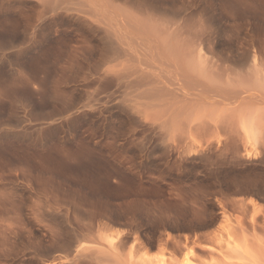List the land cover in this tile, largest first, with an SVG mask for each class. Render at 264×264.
<instances>
[{"label":"rangeland","instance_id":"1","mask_svg":"<svg viewBox=\"0 0 264 264\" xmlns=\"http://www.w3.org/2000/svg\"><path fill=\"white\" fill-rule=\"evenodd\" d=\"M130 31L239 97L164 91L176 62L153 47L166 80L146 75ZM0 158L16 194L0 264H264V0H0Z\"/></svg>","mask_w":264,"mask_h":264},{"label":"bare ground","instance_id":"2","mask_svg":"<svg viewBox=\"0 0 264 264\" xmlns=\"http://www.w3.org/2000/svg\"><path fill=\"white\" fill-rule=\"evenodd\" d=\"M92 4H93V2H92ZM96 4H97V3H96ZM98 4H99V3H98ZM98 6H99V5H98ZM101 6H102V5H101ZM91 7H93V5H92ZM88 8H89V7H88ZM88 8H87V9H88ZM96 8H97V7H96ZM101 9H102V8L100 7V9H99L100 12H101ZM88 10H89V9H88ZM92 10H93V9H92ZM96 10H97V9H96ZM102 10H103V9H102ZM85 11H86V10H85ZM89 11H90V10H89ZM89 11H88V12H89ZM100 12H99L98 15H96L97 17L94 16V18L91 17V16H90V17L88 16L90 13L87 15L88 18H89V20L91 19L90 21H92L93 19H95L96 21L98 20V21H97L98 24H95V23H97L96 21H95V23H94V22H91V23H93V27L96 26V25H98V27H96V28H98V29H99L101 26H103V27L105 26V25H102V24H104V23H102V22H105V21H103L104 19L102 20V17L107 19L108 14H109V11H107V12L105 11L106 14H107V13H108V14H107V15L105 14V17H104V15H103V16L101 15L102 17L100 18V17H99V15L101 14ZM83 13H84V12H83ZM94 13H95V12H94ZM112 13H113V12H112ZM114 13H115V12H114ZM86 14H87V13H86ZM86 14H85V15H86ZM91 14H92V13H91ZM102 14H104V12H102ZM93 15H94V14H93ZM83 16H84V15H83ZM87 16H86V17H87ZM115 16H116V15H115ZM95 17H96L97 19H96ZM98 17H99V18H98ZM109 17H111V15H110ZM113 17H114V16H113ZM113 17H111V18H113ZM116 17H117V16H116ZM116 17H115L114 19H112V22L109 21L111 18H108V19H107L108 21L106 20V22H108V24H107V25H108V26H107V27H108V30L106 31L107 33L110 32L109 27L111 26V24H113V21L115 22V24H117L118 21H119V23H118L117 26H115V27H113V28H112V26H111L110 29H111V28L114 29V30H113V32L115 31L114 33H116V32L123 33V32H121L118 28L121 27L122 24H123V26H124L125 20H124V19L121 20L122 18L119 20L118 17H117V20H118V21L116 22V20H115ZM120 17H121V16H120ZM84 19H85V18H84ZM86 21H87V20H86ZM93 21H94V20H93ZM100 21H102V22H100ZM121 21H123V23H122ZM99 22H100V24H101L100 27H99ZM106 22H105V23H106ZM110 22H111V24H109ZM120 23H121V25L119 26ZM94 24H95V25H94ZM113 25H114V24H113ZM118 26H119V27H118ZM107 27H105V28H107ZM101 28H102V27H101ZM101 28H100V29H101ZM105 28H104V29L102 28L101 30H103V31L105 32ZM116 28H117V30H115ZM124 29H125V28H124ZM132 29H133V28H132ZM118 30H119V31H118ZM103 31H102V32H103ZM111 31H112V30H111ZM125 31H126V30H125ZM106 32H105V33H106ZM130 32H131V31H130ZM138 32H139V30H138ZM140 32H141V31H140ZM140 32H139V33H140ZM114 33H113V34H114ZM128 33H129V30H128ZM113 34H112V35H113ZM124 34H125V33H124ZM141 34H142V33H141ZM115 35H116V34H115ZM121 35H122V34H121ZM132 35L135 36V37H133L132 40L136 41V43H137V39H139L140 41H141V40H144V42L142 41L141 43H140V41H139L138 45H139V44H142V46H143V45L145 44L144 47L141 46V47H142L141 50H142V52H143V53H142L140 49L138 50V47H139V46H138L134 41H132V40H131L132 37H130V41H131V42H130V41H129V42L132 43L131 45H137V46H136V47H137L136 49H135L134 46H133V49L135 50V52H133L132 50L130 51V49H132V47L130 48V46H129V47L127 48V47H126L127 45L125 46V47L128 49L127 51H128L129 53H130V52H133V53H134V54L131 53V54H132V57L134 56V57H136V59L138 58V60H139V59L141 60L142 58L145 59V57L147 56L146 54L149 53V54H148L149 58H147L148 56L146 57V58L148 59V61H147V59H146V61L144 60V61H145L144 63L149 62L148 66H150V63H152V64H151L152 67L150 66V70L153 69V65H154L153 62H154L155 60H159V63H161V64H160L161 66L157 63V66H158V65L160 66V67H159V66L157 67V66H156V61H155V66H154V67H155V70L158 69V68H159V69H160V68L163 69V67H165V65H167V68H168V67H171V69H172V68H175V66L172 67V63H174V62H176V61L173 62L172 59H171V58H168V57H167V58H164V57H166V55H167V53H166L167 50H166L165 48H163L162 46L159 47L160 45H158L159 48H163V49H164V52L166 53V55L164 56L165 53L162 54V53H161V50H160V49H157V48H158V47H157V42H158V41H156V44H155V45H156L157 48H155V45H154V44H150L153 38L150 37V38H151V39H150V38L148 37V35H147V36H145V35L142 36V35H141L142 37L140 36V37H141V38H140V37H137V36H138L137 33H136V35H137V36H136L135 33H132V32H131V36H132ZM117 36H118V38H117ZM117 36H116V38H117V39H116V40H117L116 42H117V43L114 42L115 45H116V44L118 45V43L121 44L123 41H125V40H124V38H126L125 36H124V38H122L123 40L121 39V37H123V36H120L118 33H117ZM119 37H120V40H122L121 42H119V41H120V40H119ZM144 37H145V38H144ZM146 37L149 38V40L146 39ZM135 39H136V40H135ZM147 40L150 41V42L148 43V44L150 45V46L148 45L149 49H148V47H147L148 51H149L150 49L153 50V47H154L157 51H158V50L160 51V53L163 55L162 57L160 56L161 54L155 52V49H154V52H152V51L150 50L149 52L145 53V55H144L145 57L143 56L144 52L147 51V50H146V51H143V48L146 49L147 43H145V41L147 42ZM153 42H155V41H153ZM111 43H113V42H111ZM123 43H124V42H123ZM123 43H122V44H123ZM127 43H128V42H127ZM133 43H135V44H133ZM143 43H144V44H143ZM158 44H159V43H158ZM200 44H201V43H200ZM128 45H129V44H128ZM123 46H124V45H123ZM151 47H152V48H151ZM117 48H118V47H117ZM129 48H130V49H129ZM113 49H114V48H113ZM136 50H138V51H137V52H138L137 55H135V53H137ZM165 50H166V51H165ZM139 51L142 53V56H141V53H140ZM159 51H158V52H159ZM198 51H200V53H201V49H200V50L198 49ZM162 52H163V50H162ZM139 53H140V54H139ZM151 53H153V54L155 55V57H154ZM198 53H199V52H198ZM200 53H199V54H200ZM156 54H157V55H156ZM199 54H198V55H199ZM138 55H140V57H139ZM150 55L153 56L154 58H156V56L159 55V58L157 57V59H154L153 57H150ZM129 56H130V55H129ZM137 56H138V57H137ZM199 56H200V55H199ZM130 57H131V56H130ZM134 57H133V58H134ZM141 57H142V58H141ZM160 57H161V58H164L165 60H166V59H169V62H168L167 64L164 63V64H165V65H164L163 62H166V61H168V60H166V61H162V60H164V59L161 60ZM169 57H170V56H169ZM136 59H135V60H136ZM149 59H153V61L151 62V60H149ZM140 60H139V61H140ZM142 61H143V60H142ZM160 61H161V62H160ZM171 61H172V62H171ZM107 62H108V61H107ZM122 62H123V60H122ZM127 62H128V61H127ZM170 62H171V64H170ZM180 62H181V61L179 60V63L176 62V64H175V63H174V64L176 65V69H177V63L179 64L178 66L183 67V68H180L181 71H178V70H180V69H178L177 72H176V69H175V73H174V71H173V72H169V71H166L167 68H166V69L164 68L163 71L168 72V73H167L168 75L166 74L168 77L166 76L167 82H166V81H164V82L162 81V83H164V84L167 83V86L165 87L164 84H162V83L160 82L159 86H160L161 84H162L163 86H162V88H161V86L158 87L159 90H160V89H163V87H165V90H164V89H163V90L166 91V90L168 89V87H169V88L171 87V88H170L171 90L168 89V90L171 91V94H172V91H173V92H176V94L174 93L175 95H174V94H172V95H174V96H178L177 94H179V95H180L179 97L181 98V96H182V99H183V98H184V99H185V98H186V99H188V98L190 99V98L195 97V98H198L199 100L201 99L200 101H206V102H207V101H208V102L210 101V102H212V103H217V104L220 103V102H227V103L229 104V103H231L233 100H235V98H237V96L235 97V96H229V95H228L229 93H232V92H233L232 90H231V92H229L228 94H227L226 92H223L224 94H222V95H223V96H222V95H221L222 92H221L220 94L217 93V92H218V91H216V90L218 89L217 87H215V88H217L216 90H215L214 88L211 89L212 87H208V89H211L212 91H216V92H212V91H211L212 93H207L204 89H202L203 87H201V86H199V88H198V87L196 88V86H198V83H199V82L195 83V82H196V81H195V82L193 83V82H192L193 77L190 76V74L193 75V74L196 72L195 74L198 73V74H197L198 77L201 76L200 74H201L202 72L199 74V70H198L199 65H200L201 63L198 65V68H197V67H195L194 65H191V64H190V66H192V67H189V66H188L189 63H188V64L186 63V64H185L186 66H185V65H184V62H183V63H180ZM139 63H140L141 65L143 64V62H139ZM140 64H139V66H140ZM162 64L164 65L163 67H162ZM168 64H170V65L168 66ZM174 64H173V65H174ZM180 64H182L183 66H181ZM100 65H101V64H100ZM105 65H106V64H105ZM119 65H120V64H119ZM143 65H144V64H143ZM145 65L147 66V64H145ZM109 66H110V65H109ZM123 66H124V65H123ZM125 66H126V65H125ZM148 66H147V67H148ZM184 66H185V67H189L188 70H189L190 68H191V70H192V69L195 70L194 73L192 72L193 70H192V71H191V70L188 71L187 68H185ZM111 67H112V65H111ZM147 67H145V68H147ZM193 67H195V68H193ZM94 68H95V67H94ZM105 68H106V67H105ZM138 68H139V67H138ZM142 68H143V66H142ZM145 68H144V70H146L147 72H149V73H146V75H147V74H148V76L153 75L152 78L154 77V79L157 80V81H158V80L161 81L160 78L163 77L162 75L165 74L164 72H162V71H160V70H159V73H155L154 69H153V71H150V70H149V67H148L147 69H145ZM108 69H109V68H108ZM171 69L168 68L167 70H171ZM196 69L198 70V72L196 71ZM97 70H98V69H97ZM106 70H107V69H106ZM110 70H111V69H110ZM142 70H143V69H142ZM171 71H172V70H171ZM107 72H108V71H107ZM107 72H106V73H107ZM129 72H130V71H129ZM153 72H154L156 75H158V74L160 75V73H161V75H160L161 77L159 78V77L156 76V78H155V76H154L155 74H152ZM156 72H157V71H156ZM188 72H189V73H188ZM106 73H105V71H104V74H106ZM136 73H137V72H136ZM140 73H141V72H140ZM150 73H151V74H150ZM163 73H164V74H163ZM115 74H116V73H115ZM146 75H145V76H146ZM159 75H158V76H159ZM107 76H108V75H107ZM142 76H143V75H142ZM148 76H146V77H148ZM189 76H190L192 79H190ZM164 77H165V75H164ZM164 77H163V80H166ZM195 77H196V75H194V78H195ZM157 78H158V79H157ZM202 78H203V77H202ZM131 79H132V78H131ZM144 79L149 80L148 78H144ZM196 79H197V77H196ZM194 80H195V79H193V81H194ZM205 80H206V79H205ZM207 80H208V79H207ZM214 80H215V79H214ZM157 81H154V80H153V82H156V83H155L156 86H158V83H159V82H157ZM200 81H201V80H200ZM151 82H152V80H151ZM153 82H152V83H153ZM207 82H208V81H207ZM147 83H148V82H147ZM189 83H193V84H192L193 86H192V85L189 86V85H188ZM203 83H204V81L202 82V84H203ZM208 83H209V82H208ZM211 83H212V82H210V84H208V85H211ZM217 83H218V82H217ZM153 84H154V83H153ZM155 84H154V85H155ZM196 84H197V85H196ZM202 84H201V85H202ZM205 84H206V83H204L203 85H205ZM154 85H153V87H155ZM199 85H200V83H199ZM203 85H202V86H203ZM200 87H201V91H200ZM204 87H205V86H204ZM232 87H233V86H232ZM166 88H167V89H166ZM233 88H234V87H233ZM149 89H150V88H149ZM158 89H157V87H156L155 91H157ZM208 89H207V90H208ZM234 89H235V88H234ZM159 90H158V91H159ZM168 90H167V92H170V91H168ZM241 90H242V89H241ZM160 91H161V90H160ZM203 91H204V92H203ZM221 91H222V90H221ZM228 91H230V89H229ZM228 91H227V92H228ZM239 91H240V90H239ZM242 91H243V90H242ZM242 91H241V92H242ZM244 92H245V91H244ZM234 93H236V92L234 91L233 94H234ZM245 93H247V91H246ZM236 94H237V95H238V94L240 95L239 92L236 93ZM220 95H221V96H220ZM239 95H238V97H239ZM241 95H243V92L241 93ZM250 96H251V95H250ZM152 98H153V97H152ZM149 99H150V98H149ZM184 99H183V100H184ZM193 99H194V98H193ZM147 100H148V99H147ZM180 100H181V99H180ZM158 101L162 104L163 99H158ZM158 101H157V104L159 103ZM175 101H176V100H175ZM185 101H186V100H185ZM145 102H146V101H145ZM164 102H165V103H163L164 106L169 105V104L166 103V101H164ZM173 102H174V101H173ZM210 102H209V103H210ZM160 103H159V104H160ZM186 103H187V102H186ZM188 103H189V102H188ZM203 103H204V102H203ZM157 104H156V106H153V107L156 108L157 106H159V107L161 106V105H157ZM165 104H166V105H165ZM175 104H176V103H175ZM180 104H182V103H180ZM222 104H223V103H222ZM171 105H174V104H171ZM176 105H177V104H176ZM189 105H190V104H189ZM185 106H186V104H185ZM197 106H198V105H197ZM153 107H152V108H153ZM167 107H168V108H172L171 106H170V107L167 106ZM173 107H175V106H173ZM182 107H183V106H182ZM162 108H163V107H162ZM162 108H161V109H162ZM168 108H167V109H168ZM161 109L159 108L158 111H159V110L161 111ZM167 109H166V110H167ZM176 109H177L178 111H177V110L175 111V108H174V109L172 108L171 111H170V109H168V110L170 111L169 118H170V116H173L172 114H174V113H173L174 111H175V115H177L176 113L179 112L180 108L178 107V108H176ZM162 110H164V108H163ZM173 110H174V111H173ZM172 111H173V112H172ZM166 113H167V112H166ZM171 113H172V114H171ZM174 118H175V117H174ZM172 119H173V118H172ZM169 120H171V119H169ZM169 120H168V121H169ZM171 122H172V121H171ZM147 124H148V123H147ZM162 124H163V123H162ZM166 127H167V126H166ZM147 129H148V128H147ZM166 131H167V130H166ZM164 132H165V130H164ZM160 135H161V134H160ZM29 144H30V143H29ZM29 144H27V146H30ZM1 145H2V144H1ZM27 146H26L25 149H27ZM40 146H41V145H40ZM7 147H8V146H7ZM142 147H143V146H142ZM7 149H8V148H7ZM11 149H12V148H11ZM37 149H38V148H37ZM28 150H29V149H28ZM39 150H40V149H39ZM42 150H43V149H42ZM20 151H21V150H20ZM44 151H45V150H44ZM6 152H7V151H6ZM34 152H35V151H34ZM34 152H33V153H34ZM39 152H40V151H39ZM41 152H42V151H41ZM31 153H32V151H31ZM6 154H7V153H6ZM21 154H22V153H21ZM35 154H36V153H35ZM9 155H10V154H9ZM17 156H18V155H17ZM3 158H4V157H3ZM36 158H37V157H36ZM0 159L3 160L2 158H0ZM4 160H6V158H5ZM4 160H3V161H4ZM23 160H25V159H23ZM8 161H9V160H8ZM8 161H7V160L4 161V162H1V161H0V217H2L1 215H3V217H5V218H4V223L2 222V221H3V218H0V221L2 220V221H1L2 223L0 222L1 226H2V224H3V228L0 226V227H1L0 230H2V235H1V237H3V238H2V243L4 242V243L6 244V245H5L6 247L9 246L8 244H10V242H9V241H10V237L13 238V232H12V226H13V225H11L12 222H9V221H10L11 218H15L14 216L10 218L11 210L14 209V207H13V209H11L12 206L14 205V204L12 205V203H15V202H12V200H13V199H12V196H14V195H12V189H11V188H13V187H11V186H12V185H11V180H12V179H11V175H12V173L14 172V170H13V165H12V163H11V162H8ZM10 161H11V160H10ZM16 161H17V160H16ZM27 161H28V160H27ZM25 162H26V161H25ZM19 163H20V162H19ZM21 164H22V163H21ZM26 164H27V163H26ZM23 166H24V165H23ZM25 166H26V165H25ZM53 166H54V165H53ZM16 167H18V166H16ZM20 167H21V166H20ZM20 167H18V168H14V169H15V170H16V169L18 170V169H20ZM22 170H23V169H21V172H20V173H22ZM12 171H13V172H12ZM18 171H20V170H18ZM13 175H14V174H13ZM15 175H16V174H15ZM21 177H22V175H21ZM13 178H14V177H13ZM10 185H11V186H10ZM29 189H30V188H29ZM16 192H17V191H16ZM32 192H33V191H32ZM36 192H37V191H36ZM41 192H42V191H41ZM13 194H14V193H13ZM15 197H16V194H15L14 198H15ZM37 197H38V196H37ZM29 199H32V197L29 198ZM19 200H20V199H19ZM40 200H41V199H40ZM14 201H15V199H14ZM43 201H44V200H43ZM56 201H57V200H56ZM46 202H47V201H46ZM35 203H36V201H35ZM22 204H23V203H22ZM38 204H39V203H38ZM38 204H37V205H38ZM15 206H16V205H15ZM17 206H18V205H17ZM26 206H27V205H26ZM34 206H35V204H34ZM39 206H40V205H39ZM41 206H42V205H41ZM56 208H57V207H56ZM33 209H34V207H33ZM14 210H15V209H14ZM17 210H18V207H17ZM45 210H46V209H45ZM29 211H31V210H29ZM37 211H38V209H37ZM43 211H44V210H43ZM21 212H22V211H21ZM31 212H32V211H31ZM31 212H30V214H31ZM38 212H39V211H38ZM45 212H46V211H45ZM15 213H16V212H15ZM35 213H36V212H35ZM40 213H41V212H40ZM40 213H39V214H40ZM17 214H18V213H17ZM33 214H34V213H32L31 215H33ZM12 215H13V213H12ZM14 215H15V214H14ZM20 216H21V215H20ZM34 216H35V214H34ZM36 216H37V215H36ZM53 216H54V215H53ZM74 217H75V216H74ZM18 218H19V217H18ZM33 219H35V217H34ZM37 219H38V218H37ZM12 220H13V219H12ZM15 221H16V220H15ZM21 221H23V219H22ZM13 223H14V222H13ZM19 225H20V224H19ZM15 227H16V226H15ZM22 228H23V227H22ZM15 230H16V229H15ZM22 230H23V229H22ZM13 231H14V230H13ZM17 231H18V230H17ZM11 233H12V234H11ZM0 234H1V233H0ZM15 235H16V234H15ZM0 239H1V238H0ZM0 241H1V240H0ZM0 243H1V242H0ZM2 243H1V244H2ZM21 243H22V242H21ZM1 244H0V246H1ZM10 245H11V244H10ZM3 246H4V245L2 244L1 247H3ZM5 246H4V249L8 250L7 248H5ZM1 247H0V248H1ZM11 247H12V246H11ZM11 247L9 246L8 248L10 249ZM18 247H19V246H18ZM21 247H22V246H21ZM23 247H24V246H23ZM23 247H22V248H23ZM11 249H12V248H11ZM11 249H10V250H11ZM19 249H20V248H19ZM18 251H19V250H18ZM3 252H4V254H6V256L9 257V255L7 254V253L10 254L9 250H8V252L5 251V250H4ZM11 252H12V251H11ZM1 254H2V249L0 250V255H1ZM187 255H188V254H187ZM6 256H3V257L5 258ZM8 257H6V259H7ZM8 259H9V258H8ZM8 259L6 260V262L8 261ZM184 260H185L186 264H194L193 261L191 260V258H190L189 256H186V258H185ZM8 262H9V261H8ZM8 262H7V263H8Z\"/></svg>","mask_w":264,"mask_h":264}]
</instances>
